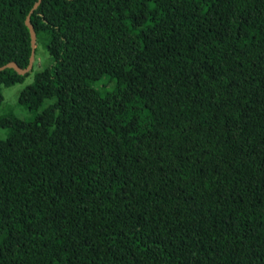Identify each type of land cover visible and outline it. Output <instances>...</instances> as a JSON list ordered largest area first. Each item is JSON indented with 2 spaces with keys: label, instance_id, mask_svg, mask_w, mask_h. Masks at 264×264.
Returning a JSON list of instances; mask_svg holds the SVG:
<instances>
[{
  "label": "trees",
  "instance_id": "1",
  "mask_svg": "<svg viewBox=\"0 0 264 264\" xmlns=\"http://www.w3.org/2000/svg\"><path fill=\"white\" fill-rule=\"evenodd\" d=\"M32 39L0 264H264V0H0V106Z\"/></svg>",
  "mask_w": 264,
  "mask_h": 264
},
{
  "label": "rangeland",
  "instance_id": "2",
  "mask_svg": "<svg viewBox=\"0 0 264 264\" xmlns=\"http://www.w3.org/2000/svg\"><path fill=\"white\" fill-rule=\"evenodd\" d=\"M36 47V44H35ZM51 62V57L48 52L43 48L41 44L37 45L35 51H33L30 61V72L29 75L25 78L22 83H16L10 86H6L2 88L3 101L0 106V114H5L10 111L17 113V115L21 118L27 115L25 110H22L18 104V96L19 92L29 83H31L33 79L34 72L46 67ZM49 101L45 102L47 105ZM4 131L0 129V136L3 137Z\"/></svg>",
  "mask_w": 264,
  "mask_h": 264
},
{
  "label": "water",
  "instance_id": "3",
  "mask_svg": "<svg viewBox=\"0 0 264 264\" xmlns=\"http://www.w3.org/2000/svg\"><path fill=\"white\" fill-rule=\"evenodd\" d=\"M31 44H32V51L35 47V41L34 39L31 40ZM30 61H31V58H30ZM30 65V64H29ZM4 67H12V68H15L16 67V64L14 62H8L7 64H5L4 66H1L0 69L4 68ZM29 69V66L26 68V69H20L19 72L20 73H23L25 72L26 70Z\"/></svg>",
  "mask_w": 264,
  "mask_h": 264
}]
</instances>
